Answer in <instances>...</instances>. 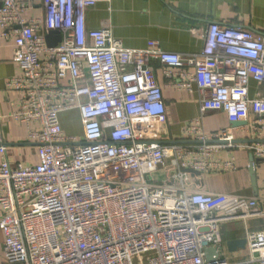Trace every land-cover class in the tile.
<instances>
[{
  "label": "built area",
  "instance_id": "obj_1",
  "mask_svg": "<svg viewBox=\"0 0 264 264\" xmlns=\"http://www.w3.org/2000/svg\"><path fill=\"white\" fill-rule=\"evenodd\" d=\"M97 1L42 0L43 17L25 19L23 0H0V36L12 40L21 71L6 82L20 95L11 117L38 148L36 164L0 161V264H264L258 199L191 186L194 172L236 169L212 161L219 149L264 159V34L210 23L196 54L165 51L157 40L127 48L109 28H87L86 10ZM48 31L60 36L52 47ZM151 60L177 78L174 87L197 91L201 115L221 111L244 122L237 129L247 140L229 128L205 133L200 117L182 130L195 144L141 138L137 126L165 115ZM251 82L260 88L254 97ZM68 110L79 116V140L62 130ZM160 169L170 175L156 182ZM254 217L263 228L246 232L249 258L228 261L220 224Z\"/></svg>",
  "mask_w": 264,
  "mask_h": 264
},
{
  "label": "crops",
  "instance_id": "obj_2",
  "mask_svg": "<svg viewBox=\"0 0 264 264\" xmlns=\"http://www.w3.org/2000/svg\"><path fill=\"white\" fill-rule=\"evenodd\" d=\"M26 9L22 13L25 19L43 17L42 0H23ZM88 29L109 28L112 36L127 48H143L148 40H157L165 51L181 55L196 54L203 46L202 34L210 23L238 26L264 34V0H98L86 10ZM43 33V31H42ZM13 42L0 36V143L6 147V156L0 155V161L21 165H33L38 161L37 144L27 139L28 127L11 117L18 109L20 95L6 86L8 79L21 74L13 61ZM155 77L161 87L165 105V115L159 121H150L137 126L139 136L162 144H195L185 140L183 128L193 119L200 117L205 133L221 128L232 130L237 141L247 140V134L238 130L244 122L233 124L224 112L208 111L200 114L198 93L194 89L187 92L173 86L177 78L169 79L163 74V66L151 60ZM257 86L250 83V96L257 93ZM252 117V115L250 116ZM63 132L76 139L82 138V129L76 110L60 114ZM30 125L29 127H31ZM189 141V142H184ZM231 160L236 169L224 171L219 168L204 173L194 172L191 178L192 188L210 193H229L242 197L258 199L264 208V159L253 158L242 148L232 150L219 149L213 154V162ZM252 166V178L249 167ZM165 169L155 173L156 182L169 177ZM237 227L225 228L227 225ZM263 228L259 217L235 220L220 224V238L232 240L245 238L246 232ZM2 240L0 231V263L2 262ZM222 245V244H221ZM228 261H242L249 258L245 245L230 252Z\"/></svg>",
  "mask_w": 264,
  "mask_h": 264
},
{
  "label": "water",
  "instance_id": "obj_3",
  "mask_svg": "<svg viewBox=\"0 0 264 264\" xmlns=\"http://www.w3.org/2000/svg\"><path fill=\"white\" fill-rule=\"evenodd\" d=\"M44 39L46 41V45L52 47L59 41L60 36L57 31H48L44 35ZM233 124H239V122H235ZM184 142H189V141H184ZM249 172L252 178V166L249 167ZM244 245H245V238L227 240L225 243V246L229 252H234L238 248L241 249L244 247ZM220 249H222V246L220 247ZM213 254L217 256V253L214 248L209 247L205 249V258L207 261L212 262L214 260L212 256Z\"/></svg>",
  "mask_w": 264,
  "mask_h": 264
},
{
  "label": "rangeland",
  "instance_id": "obj_4",
  "mask_svg": "<svg viewBox=\"0 0 264 264\" xmlns=\"http://www.w3.org/2000/svg\"><path fill=\"white\" fill-rule=\"evenodd\" d=\"M234 225L235 226H233V225H231V226H229V225H227L225 228H227L228 230L230 229V228H236L237 227V224L236 223H234ZM225 243H226V241L225 240H223V242H222V249H221V255L224 257H226L227 259H229V260H231L230 258H232L231 257V255H230V252L227 250V248H226V246H225ZM147 259V255H145V256H143V263H146V260ZM133 261H134V264H137V262H136V259H133Z\"/></svg>",
  "mask_w": 264,
  "mask_h": 264
}]
</instances>
